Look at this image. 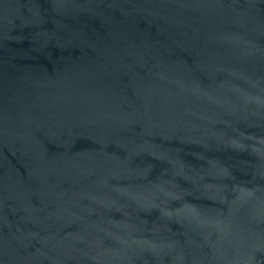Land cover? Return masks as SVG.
Instances as JSON below:
<instances>
[{
	"label": "water",
	"instance_id": "1",
	"mask_svg": "<svg viewBox=\"0 0 264 264\" xmlns=\"http://www.w3.org/2000/svg\"><path fill=\"white\" fill-rule=\"evenodd\" d=\"M0 264H264V0H0Z\"/></svg>",
	"mask_w": 264,
	"mask_h": 264
}]
</instances>
